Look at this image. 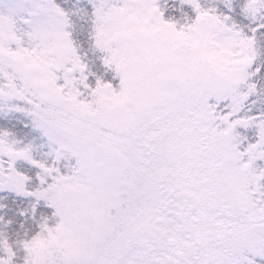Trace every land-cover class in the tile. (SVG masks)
<instances>
[{"label":"snow or ice","instance_id":"snow-or-ice-1","mask_svg":"<svg viewBox=\"0 0 264 264\" xmlns=\"http://www.w3.org/2000/svg\"><path fill=\"white\" fill-rule=\"evenodd\" d=\"M0 264H264V0H0Z\"/></svg>","mask_w":264,"mask_h":264}]
</instances>
